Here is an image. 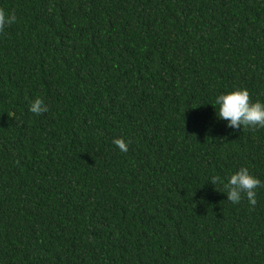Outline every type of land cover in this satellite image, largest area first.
<instances>
[{"label": "trees", "instance_id": "1", "mask_svg": "<svg viewBox=\"0 0 264 264\" xmlns=\"http://www.w3.org/2000/svg\"><path fill=\"white\" fill-rule=\"evenodd\" d=\"M0 264H264V0H0ZM42 99L48 111L29 104ZM124 139L128 151L113 143Z\"/></svg>", "mask_w": 264, "mask_h": 264}, {"label": "clouds", "instance_id": "2", "mask_svg": "<svg viewBox=\"0 0 264 264\" xmlns=\"http://www.w3.org/2000/svg\"><path fill=\"white\" fill-rule=\"evenodd\" d=\"M17 22V17L13 13H6L0 10V32L5 27ZM215 106L218 107L217 118L227 121V127L237 130L244 128H264V101L253 102L247 89H236L227 93L219 94L214 99ZM29 111L35 115H41L48 111L47 105L42 99H35L29 104ZM113 143L122 152L128 151V143L124 139H115ZM211 182L215 185L223 183L226 189L227 200L232 204H239L242 198L246 197L249 205L257 204V189L264 186L247 167H241L238 171L230 174L226 178L214 176Z\"/></svg>", "mask_w": 264, "mask_h": 264}]
</instances>
